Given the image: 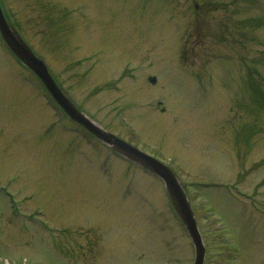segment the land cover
<instances>
[{
    "label": "rangeland",
    "instance_id": "rangeland-1",
    "mask_svg": "<svg viewBox=\"0 0 264 264\" xmlns=\"http://www.w3.org/2000/svg\"><path fill=\"white\" fill-rule=\"evenodd\" d=\"M0 3L81 111L177 173L205 264H264V0ZM70 121L0 36V264H192L159 177Z\"/></svg>",
    "mask_w": 264,
    "mask_h": 264
},
{
    "label": "water",
    "instance_id": "water-1",
    "mask_svg": "<svg viewBox=\"0 0 264 264\" xmlns=\"http://www.w3.org/2000/svg\"><path fill=\"white\" fill-rule=\"evenodd\" d=\"M0 33L9 49L41 79L47 90L72 119L83 124L90 132L94 133L104 142L110 144L119 153L144 165L146 168L150 169L163 179L172 198L174 207L185 223V226L194 243L195 259L193 264H203L205 246L203 244L201 233L185 193L169 167L163 162L153 158L119 138L112 132L101 129L85 114L79 111L59 88L43 60L32 51V49L24 42L21 36L6 20L1 5ZM149 79L152 82L155 81L154 76H150Z\"/></svg>",
    "mask_w": 264,
    "mask_h": 264
}]
</instances>
